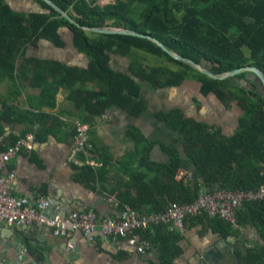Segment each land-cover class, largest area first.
Returning a JSON list of instances; mask_svg holds the SVG:
<instances>
[{"label": "trees", "instance_id": "obj_1", "mask_svg": "<svg viewBox=\"0 0 264 264\" xmlns=\"http://www.w3.org/2000/svg\"><path fill=\"white\" fill-rule=\"evenodd\" d=\"M8 1L0 0V84L11 82L16 95H20V90L27 84L39 88L37 109L54 108L59 88L68 89V99L82 111L83 116L79 119L86 122L88 114L100 115L111 106L141 112L145 103L138 97L141 83L137 79L150 87H159L178 85L192 77L200 82L203 94L212 92L225 105L230 97L235 99L240 112L237 127L230 135L203 121L184 117L179 108L156 114L178 134L187 159L195 164L200 176L187 183L174 180L181 158L174 145L166 147L169 163L161 169L172 186L173 194L169 199L190 202L197 197L201 187L237 191L256 189L264 184V86L261 82L252 81L253 87L248 90L235 87L227 79L211 78L191 64L174 59L151 38L84 30L69 23L42 0L34 1L44 12L30 13L14 10ZM50 1L67 12L79 26L122 27L148 34L215 74L246 65L264 72V0H116L103 6L86 0ZM63 26L72 32L74 48L87 57L86 69L26 56L28 47L37 45L41 39L62 47L64 43L58 30ZM110 53L129 56L131 74L113 71L109 66ZM141 53L164 58L179 69L143 65L144 61H139ZM245 73L236 76L244 77ZM90 85L92 91L87 90ZM30 107L35 109L31 103ZM0 110V117L9 112L14 115L12 120L37 126L33 131L36 139L51 132L42 127L51 117L40 110L34 113L31 109L15 108L1 96ZM130 132L138 144L133 156H139L140 163H144L150 143L137 129ZM79 170L96 176L90 167ZM143 177L130 174V187L138 181H143L138 188L145 187L147 182ZM116 198L121 209L128 206L137 214L152 212H144L137 199H127L122 192L116 194ZM159 210L162 209H155V212ZM236 215L239 225L255 226L264 241V200L243 203ZM194 218L206 219L226 234L236 236L239 232L219 217ZM140 235L158 252L159 264H172L182 252L178 246L179 233L170 232L167 225L151 227ZM241 259L242 264H264V244L253 241Z\"/></svg>", "mask_w": 264, "mask_h": 264}, {"label": "crops", "instance_id": "obj_2", "mask_svg": "<svg viewBox=\"0 0 264 264\" xmlns=\"http://www.w3.org/2000/svg\"><path fill=\"white\" fill-rule=\"evenodd\" d=\"M8 2L18 12H44L34 0ZM58 32L64 43L62 47L41 39L37 45L28 47L26 56L86 69L88 59L74 48L72 32L64 26ZM109 56V66L113 71L131 74L129 56L117 53H110ZM136 81L141 83L138 97L145 103L141 112L133 113L120 106H111L100 115L88 114L85 117L86 122L83 123L89 127L91 146L88 159L93 165L84 164L86 158L83 156L77 157L80 165L69 162L73 123L75 120L81 121L79 118L83 115L68 99V89L59 88L54 108L37 109L39 88L27 84L20 90V95H16L11 82L1 83L0 96L10 106L21 110L31 109L34 113L40 110L51 117L47 124L42 125L43 129L51 132L36 139L34 150L19 154L5 171L6 174L14 172L17 175L14 194L29 198L33 205L40 199H47L53 203L49 214L60 213L64 217L75 211L92 210L101 217L117 219L123 209L116 194L121 192L127 199H137L144 212L163 210L171 202L169 197L173 194L172 186L161 169L169 163L166 147L170 145L177 148L181 158L177 170L183 169L186 173L181 181L198 180L199 171L187 159L178 134L159 120L156 114L179 108L184 117L203 121L230 135L237 127L239 112L221 102L214 93L203 94L200 82L192 77L178 85L159 87H150L138 79ZM87 90L92 91L93 86H88ZM30 103L35 109L30 107ZM13 117V113L9 112L2 113L0 117V150L37 128L23 121L12 120ZM133 128L150 143L149 155L144 163H140L139 156H133L138 147L130 132ZM83 167H90L96 176L81 172L79 169ZM130 174L144 176L147 185L138 188L143 183L138 181L134 187H130ZM238 230L236 236L226 234L215 229L206 219L189 218L184 231H177L180 235L178 246L182 252L172 264H212L210 261H214V258L217 260L215 264H242L241 258L260 236L255 226L250 224H238ZM216 253H220V256L217 257ZM0 261L6 264H159L155 248L141 255L125 240L114 241L98 234L94 244H90L81 233H76L70 239L60 238L46 227L28 224L0 227Z\"/></svg>", "mask_w": 264, "mask_h": 264}, {"label": "built area", "instance_id": "obj_3", "mask_svg": "<svg viewBox=\"0 0 264 264\" xmlns=\"http://www.w3.org/2000/svg\"><path fill=\"white\" fill-rule=\"evenodd\" d=\"M103 6L116 0H86ZM73 142L69 151V162L80 165L77 157L83 156L86 165H93L88 159L89 127L85 123L75 120L73 123ZM36 137L28 133L20 137L14 144L0 150V227H14L22 225H38L48 228L56 237L70 239L76 233H81L90 244H94L96 236L102 234L114 241L125 240L131 247L146 255L153 250L152 243L141 237L140 233L157 225H167L171 232H183L189 218L206 215L219 217L234 228H238L236 220L237 210L245 202L264 200V184L256 189L227 190L200 189L197 197L190 202H169L161 211L137 214L130 207L125 206L117 219L101 217L94 211L72 212L68 217L60 213L50 215L53 203L47 199H40L33 205L29 198L17 197L14 172L6 174L10 162L22 152L34 150ZM82 163V165H83ZM186 173L178 169L174 179H184ZM113 201V199H110ZM23 255L20 256V261ZM0 264H6L0 261ZM20 264V263H19Z\"/></svg>", "mask_w": 264, "mask_h": 264}, {"label": "water", "instance_id": "obj_4", "mask_svg": "<svg viewBox=\"0 0 264 264\" xmlns=\"http://www.w3.org/2000/svg\"><path fill=\"white\" fill-rule=\"evenodd\" d=\"M43 2H46L49 4L53 9H55L65 20H67L69 23L77 26L82 27L84 30L88 31H94L99 33H118V34H129V35H136L141 37H147L155 40L157 44L161 47L162 50H164L167 54H169L171 57L177 60L184 61L186 63L191 64L194 66L197 70L202 72L203 74H206L207 76L215 79H227V82L235 87H242L246 90L251 89L253 87L252 81L258 80L261 82V84L264 86V72L255 66H242L239 68H235L229 71H226L221 74H215L212 72L209 68L203 66L200 63H197L193 61L192 59L182 56L170 49H168L161 41L158 39L144 33H140L138 31L129 29V28H122V27H107V26H85V25H78L68 14L67 12L63 11L61 8H59L56 3L50 1V0H42ZM9 3V2H8ZM242 72H246L244 77H237V74H240ZM257 241L259 243H263L264 241L257 237ZM216 256H220V253H216ZM212 264H215L214 262H217V260L214 258V261H210Z\"/></svg>", "mask_w": 264, "mask_h": 264}, {"label": "rangeland", "instance_id": "obj_5", "mask_svg": "<svg viewBox=\"0 0 264 264\" xmlns=\"http://www.w3.org/2000/svg\"><path fill=\"white\" fill-rule=\"evenodd\" d=\"M141 54H142L141 60L144 61V63L146 64V66L166 65V66H168L169 68H172V69H179V66L174 65V64L168 62L164 58H160V57H157V56H154V55H151V54H147V53H141ZM2 87H3V85L1 84L0 85V88H2ZM226 104L229 107H231V106L234 107L238 112H240V110H239V108H238V106L236 104V100L235 99H233V98L230 97L226 101Z\"/></svg>", "mask_w": 264, "mask_h": 264}]
</instances>
